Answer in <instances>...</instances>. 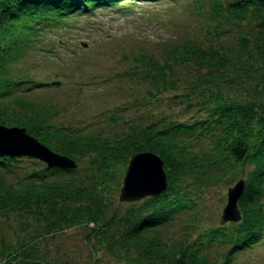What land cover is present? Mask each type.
Returning <instances> with one entry per match:
<instances>
[{"label":"rangeland","instance_id":"obj_1","mask_svg":"<svg viewBox=\"0 0 264 264\" xmlns=\"http://www.w3.org/2000/svg\"><path fill=\"white\" fill-rule=\"evenodd\" d=\"M227 1L123 2L92 14L73 13L57 21L58 25H49L40 38L22 46L6 68L0 69V74L18 84L2 98L4 109L9 112L15 99H24L49 113L46 123L52 129L94 138L100 146L124 140L148 126L161 131L194 125L207 114L186 97L193 68L174 69L162 81L154 79L137 60L152 57L163 63L169 47L184 44L226 51L239 58L240 40L257 45L261 35L251 20L230 23L225 16L215 17L213 9L223 8ZM229 96L243 101L252 98L247 91L229 92ZM10 124L4 121V125ZM177 138L186 150L213 162L202 175L188 173L183 178L178 187L185 197L183 207L160 226L163 240L168 245L193 246L199 256L216 264H224L228 256L227 264H264V231L259 242L230 253L234 246L230 236L239 224H219L227 190L246 179L249 167L217 157L203 130ZM134 155L110 162L107 169L102 168L98 154L74 156L77 168L71 173L48 169L29 158L10 159L8 166L0 168V184L19 187L47 182L70 187L85 198L72 206L88 208L99 221L49 231L24 213L1 212V264H7L8 259L9 264H127L126 256L114 258L97 243L93 228L110 224L111 232L121 230L123 218L146 210L148 199L118 201L127 164ZM261 203L264 210V194ZM24 252H31L33 261L26 259Z\"/></svg>","mask_w":264,"mask_h":264},{"label":"trees","instance_id":"obj_2","mask_svg":"<svg viewBox=\"0 0 264 264\" xmlns=\"http://www.w3.org/2000/svg\"><path fill=\"white\" fill-rule=\"evenodd\" d=\"M156 1L167 0H0V69L6 68L7 61L22 46L33 44L50 26L58 25L57 21L73 13L76 16L82 12L92 14L98 8L123 2ZM82 8L84 10H80ZM213 10L215 17L225 16L230 23L253 21L261 35L259 44L241 39L239 58L226 51L203 50L184 44L169 47L163 63L155 62L152 57L137 60L147 73L155 76L154 79L162 81L174 69L193 68L192 86L186 97L188 102H196L204 109L207 117L191 126L181 124L161 131L148 126L124 140L100 146L94 138L71 136L52 129L46 123L49 113L24 99H15L14 109L7 112L2 98L18 84L3 72L0 74V126L25 129L29 136L49 150L70 159L83 154H98L103 169H107L110 162L131 153L150 152L162 160L168 187L160 197L148 199L145 211L123 218L121 230L111 232L110 224L93 228V238L97 243L104 245L106 252L114 258L126 256L127 264H216L199 256L193 246L168 245L160 234V226L183 207L185 197L178 188L183 178L188 173L202 175L213 162L186 150L184 143L177 138L196 129L205 131L217 157L225 156L235 165L249 167L243 180V194L237 202L241 221L237 223L239 227L234 236H230L234 245L230 253L249 248L263 237L264 0H229L223 8ZM236 61L240 64L235 65ZM238 91H247L252 98L243 101L229 96V92ZM4 121L12 124L6 126ZM10 159L0 158V168L8 166L5 164ZM84 199L83 194L75 189L47 182L27 183L19 187L0 184V213L11 210L24 213L42 222L49 231L96 225L99 221L96 214L88 208L72 206ZM29 253L24 252L23 255L33 261ZM229 260L228 256L224 264ZM10 261L8 259L7 264Z\"/></svg>","mask_w":264,"mask_h":264},{"label":"water","instance_id":"obj_3","mask_svg":"<svg viewBox=\"0 0 264 264\" xmlns=\"http://www.w3.org/2000/svg\"><path fill=\"white\" fill-rule=\"evenodd\" d=\"M0 158H29L46 165L48 169L74 171V160L58 155L29 136L25 129L0 126ZM163 162L150 152L138 153L129 159L118 197L120 203H136L160 197L167 189ZM244 191V181L239 180L227 190L226 205L222 210L220 225L237 224L241 214L237 202Z\"/></svg>","mask_w":264,"mask_h":264}]
</instances>
